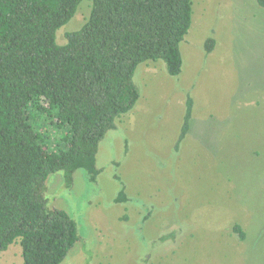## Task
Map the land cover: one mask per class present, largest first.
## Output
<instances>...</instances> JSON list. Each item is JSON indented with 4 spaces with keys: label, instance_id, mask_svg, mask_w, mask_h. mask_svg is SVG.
<instances>
[{
    "label": "rangeland",
    "instance_id": "374dc122",
    "mask_svg": "<svg viewBox=\"0 0 264 264\" xmlns=\"http://www.w3.org/2000/svg\"><path fill=\"white\" fill-rule=\"evenodd\" d=\"M90 11L84 0L58 44ZM193 11L182 73L170 76L163 61L138 67L140 100L100 144L97 181L83 170L71 188L62 172L48 180L50 205L81 238L64 264H264V8L195 0ZM0 264H24L21 246Z\"/></svg>",
    "mask_w": 264,
    "mask_h": 264
},
{
    "label": "trees",
    "instance_id": "16d2710c",
    "mask_svg": "<svg viewBox=\"0 0 264 264\" xmlns=\"http://www.w3.org/2000/svg\"><path fill=\"white\" fill-rule=\"evenodd\" d=\"M83 1L0 0V254L18 244L24 264H64L80 242L75 219L50 205L48 180L62 172L71 188L83 170L97 181L100 144L140 100L138 67L183 70L195 0H88L85 25L58 44ZM214 48L209 39L206 52ZM193 105L189 97L178 144Z\"/></svg>",
    "mask_w": 264,
    "mask_h": 264
}]
</instances>
